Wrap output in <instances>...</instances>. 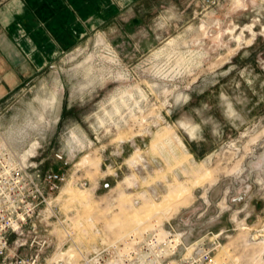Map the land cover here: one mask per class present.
I'll return each instance as SVG.
<instances>
[{"label":"rangeland","instance_id":"obj_1","mask_svg":"<svg viewBox=\"0 0 264 264\" xmlns=\"http://www.w3.org/2000/svg\"><path fill=\"white\" fill-rule=\"evenodd\" d=\"M138 7L132 39L74 40L1 98L3 136L67 176L63 211L79 208L91 245L172 226L222 233L213 264H264V0Z\"/></svg>","mask_w":264,"mask_h":264},{"label":"built area","instance_id":"obj_2","mask_svg":"<svg viewBox=\"0 0 264 264\" xmlns=\"http://www.w3.org/2000/svg\"><path fill=\"white\" fill-rule=\"evenodd\" d=\"M32 168L8 148L0 129V264L214 263L222 233L188 241L187 230L172 226L163 232L137 229L115 241L91 245L79 208L63 211L67 176H43ZM77 187L86 189L88 183ZM66 201L72 203L70 198ZM93 232L102 235L97 227ZM82 236L85 241L79 240Z\"/></svg>","mask_w":264,"mask_h":264},{"label":"crops","instance_id":"obj_3","mask_svg":"<svg viewBox=\"0 0 264 264\" xmlns=\"http://www.w3.org/2000/svg\"><path fill=\"white\" fill-rule=\"evenodd\" d=\"M139 1L3 0L0 99L35 75L44 60H53L59 50L69 48L74 40H90V34L97 32V40L104 41L108 34L117 31L115 40L132 39L146 24L147 13L138 7ZM59 78L56 76L57 81Z\"/></svg>","mask_w":264,"mask_h":264},{"label":"bare ground","instance_id":"obj_4","mask_svg":"<svg viewBox=\"0 0 264 264\" xmlns=\"http://www.w3.org/2000/svg\"><path fill=\"white\" fill-rule=\"evenodd\" d=\"M173 130V129H172ZM164 133V132H163ZM163 133H161V134H163ZM166 133V132H165ZM169 134H170V132H168ZM161 136V135H160ZM165 136H166V134H165ZM168 136V135H167ZM170 136V135H169ZM172 137H173V139L175 140H173L174 141V143L176 142V143H178V145L180 146V147H185V145H184V143L182 142V140L180 139V137H179V135L177 134V133H175V132H173V134H172ZM163 138V137H162ZM170 138H171V136H170ZM170 138H168V139H170ZM166 140V139H165ZM171 140V139H170ZM5 142H6V144H7V146H8V148L15 154V155H17L16 154V152L12 149V147L8 144V142L5 140ZM167 143V142H166ZM162 144H164V143H162ZM72 190V189H71ZM70 192V191H69ZM66 193V192H65ZM73 193V192H72ZM72 193H68V194H72ZM73 194H75V193H73ZM73 196H75V195H73ZM84 197V196H83ZM73 198H75V197H73ZM79 198H81V197H79ZM76 199V198H75ZM83 199V198H82ZM77 200V199H76ZM71 201L73 202V200L71 199ZM78 201V200H77ZM83 201V200H82ZM79 202V201H78ZM81 202V201H80ZM74 204H75V202H73ZM81 204V203H80ZM165 214V213H164ZM142 227V226H141ZM145 228V227H144ZM138 228L136 227L135 229H133V230H137ZM141 229V228H140ZM142 229H143V227H142ZM131 231V230H130ZM83 237V236H82ZM81 238V237H80ZM120 238H122V237H120Z\"/></svg>","mask_w":264,"mask_h":264}]
</instances>
